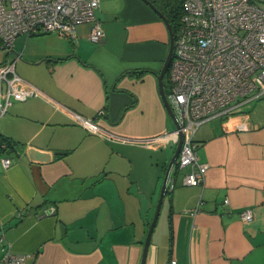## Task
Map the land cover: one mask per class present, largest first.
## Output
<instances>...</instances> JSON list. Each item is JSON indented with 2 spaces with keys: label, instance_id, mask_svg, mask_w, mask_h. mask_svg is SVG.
<instances>
[{
  "label": "crops",
  "instance_id": "crops-1",
  "mask_svg": "<svg viewBox=\"0 0 264 264\" xmlns=\"http://www.w3.org/2000/svg\"><path fill=\"white\" fill-rule=\"evenodd\" d=\"M95 14L101 42L87 21L71 39L37 32L0 48L40 92L0 117V157L13 159L0 165V259L8 248L24 264H140L178 140L148 141L176 126L157 80L169 33L142 0H101ZM249 103L197 127L204 181L183 185L187 168L170 170L144 264H264V104Z\"/></svg>",
  "mask_w": 264,
  "mask_h": 264
},
{
  "label": "built area",
  "instance_id": "built-area-1",
  "mask_svg": "<svg viewBox=\"0 0 264 264\" xmlns=\"http://www.w3.org/2000/svg\"><path fill=\"white\" fill-rule=\"evenodd\" d=\"M100 1L0 0V48L9 51L18 35L37 32L71 39L75 26L87 21L92 23L89 39L101 42L104 30L95 14ZM165 81L177 127L148 141L164 147L181 134L174 167L187 168L181 177L183 185H201L207 164L197 160L194 135L199 124L239 109L250 101L248 94L260 82L255 97L264 96V5L256 0H183ZM0 86V117L13 101L40 93L16 73L15 59L0 63ZM75 120L93 132L114 136L102 132L89 119L75 116ZM6 149L7 143L1 142L0 151ZM12 162L10 157H0L2 168ZM239 215L243 220L252 218L251 210ZM2 250L1 264H24L25 254ZM170 264H176L175 260Z\"/></svg>",
  "mask_w": 264,
  "mask_h": 264
},
{
  "label": "water",
  "instance_id": "water-1",
  "mask_svg": "<svg viewBox=\"0 0 264 264\" xmlns=\"http://www.w3.org/2000/svg\"><path fill=\"white\" fill-rule=\"evenodd\" d=\"M142 1L145 2L157 15L160 16V18L164 21V23L168 29L169 47H168V51H167L165 60L163 62L162 68H161V70L157 76V80H158L159 93H160V96H161L162 101L164 103V106H165L168 114L170 115V117L174 120L175 125L177 127L176 116H175V114H174V112H173V110L169 104V101H168L167 96H166L165 88H164V76H165V73H166L167 68L169 66L170 60L172 58V53H173L174 31H173V29H172V27L168 21V18L151 0H142ZM180 145H181V134L178 135V140H177L175 150H174L173 155L171 156V158H170V160L166 166V169H165V174H164L161 190L159 193V198H158V201L156 204V208H155L153 217L151 219V222L149 224V228L147 230L146 236H145L144 241H143V248H142L140 264H144V262H145L147 249H148V246H149V243L151 240V235H152L153 229L155 227V224L157 222L159 212H160V208H161V205L163 202L164 194L166 192L167 179H168L170 170L174 166L175 159H176L178 152H179V149H180ZM28 153L32 159H36V160H48L49 159V155L47 153L41 152V151L33 149V148H30L28 150Z\"/></svg>",
  "mask_w": 264,
  "mask_h": 264
},
{
  "label": "trees",
  "instance_id": "trees-1",
  "mask_svg": "<svg viewBox=\"0 0 264 264\" xmlns=\"http://www.w3.org/2000/svg\"><path fill=\"white\" fill-rule=\"evenodd\" d=\"M168 18V21L173 29V31H176L181 9H182V1L183 0H176V8L169 7V3L165 2L164 0H151ZM166 81L164 78V86L166 87Z\"/></svg>",
  "mask_w": 264,
  "mask_h": 264
},
{
  "label": "rangeland",
  "instance_id": "rangeland-1",
  "mask_svg": "<svg viewBox=\"0 0 264 264\" xmlns=\"http://www.w3.org/2000/svg\"><path fill=\"white\" fill-rule=\"evenodd\" d=\"M165 2H167V3H169V7L171 6V7H173L174 9L176 8V5H175V3H176V0H164ZM257 2H258V4L259 5H264V0H256ZM261 82L259 83V87H257L255 90H253L250 94H248V96H251V99H250V105H249V108L247 107L246 109L248 110V112H252L253 111V107L252 106H254V104L256 103V102H260V104H264V103H262V100H264V99H262V96L261 97H255V95L257 94L256 92L258 91V88H260L261 87ZM258 98V99H257ZM253 113H255V110L253 111Z\"/></svg>",
  "mask_w": 264,
  "mask_h": 264
}]
</instances>
